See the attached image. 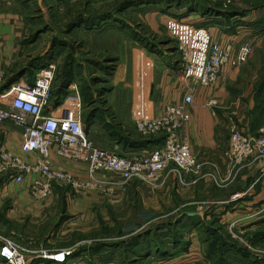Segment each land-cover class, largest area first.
<instances>
[{
  "label": "crops",
  "instance_id": "1",
  "mask_svg": "<svg viewBox=\"0 0 264 264\" xmlns=\"http://www.w3.org/2000/svg\"><path fill=\"white\" fill-rule=\"evenodd\" d=\"M4 2L14 5L0 13V19L2 16L3 19H17L14 9L16 1L0 0V3ZM170 17L172 16L160 11L146 13L144 20L149 31L146 34L156 36L154 39L159 42ZM196 18L201 17L197 15ZM3 25L7 23L3 22ZM8 27L14 35L13 25ZM209 29L215 39H220L225 44L233 43L235 46L245 42L244 37L249 34L247 33L249 31L239 26L235 28L234 23L226 27L211 26ZM112 32L118 39L114 45L109 46L113 47L115 55L119 58L112 79H116L123 89L128 90L129 107L125 111L121 102L112 103L110 95L107 100L109 104H106L105 109L109 110V106L113 108L115 105L118 115L122 117V123L118 124L120 130L125 134L132 132L136 134L138 133L134 123L136 106L144 104L151 116L159 117L165 112L168 104L182 101L189 93L190 87L182 78L179 57L167 43L162 44L161 53L156 54L140 44L136 37L128 44L121 31L110 30L105 34ZM13 35L7 34L4 40L0 41V65L4 68L9 66L13 59L15 47L11 41ZM238 73L239 67L234 69L226 67L214 88L198 90L194 103L189 107L191 121L182 131L191 144L192 152L205 163L206 170L217 169L219 183L203 178L196 185L183 184L178 174L168 173L164 186L160 188L151 189L136 182L129 184L124 191L108 197L95 190L75 193L72 188L57 184L52 196L41 201L36 199L29 189V184L35 177H28L22 184H16L10 178H0V213L2 212L3 218L23 223V228L29 227L27 226L29 223L41 225L51 214H59L58 206L62 204L61 216L70 217V220H63L66 222H60L57 228L60 230L70 228L69 230L80 233L89 242L95 240L91 237L99 234L100 229H103V236L109 238L110 243L114 239L111 233H115L116 229H126L120 236L125 235L126 238L152 231L148 239L152 240L153 234H160L162 241L153 240L150 250L142 242L131 244L136 247L135 252L132 250L133 257L149 264H208L210 259L204 248L207 247L209 235L199 230L197 226L200 224L218 231V234L230 241L229 243H240L237 245L242 249L245 242L256 248V243H264V216L239 225V229L244 230L241 237L245 242L234 238L229 228L231 221L245 215L246 211L240 208L241 204L253 208L264 204V183L256 182L261 175L259 165L251 163L243 167H234L226 164L224 160L230 126L233 123H238L250 133L264 131V107L261 109L262 113L261 110H256L255 98L252 93L247 92L245 86L248 80L239 79ZM211 100L216 104L210 105ZM62 107H66V104ZM260 116H263L262 120H259ZM11 128L6 126L2 129L4 135L1 136L0 145L5 144L10 151L25 161L34 162L37 156L26 154L21 149L22 128H15L18 132L12 135ZM115 148L128 150L126 152L128 154L135 151L124 149L118 142L115 143ZM51 160L58 170L72 173L80 179L89 177L87 164L83 161L61 157L54 150L51 152ZM105 176L98 174L97 177ZM192 179L187 177L188 181ZM250 187L252 189L249 195L239 199ZM43 228L45 227H41ZM176 229L185 231L184 239L190 242L189 248L179 254L176 252L180 246L176 243L181 242L182 236H176ZM108 248L110 246L105 247ZM162 249L165 251L168 249L166 256L161 254ZM86 255H88L86 252L75 253L74 260L78 264H91L89 259L93 257ZM96 255L100 259L103 258V261H111L109 255L103 257L99 253ZM1 262L0 258V264ZM31 264L58 263L35 259Z\"/></svg>",
  "mask_w": 264,
  "mask_h": 264
},
{
  "label": "built area",
  "instance_id": "2",
  "mask_svg": "<svg viewBox=\"0 0 264 264\" xmlns=\"http://www.w3.org/2000/svg\"><path fill=\"white\" fill-rule=\"evenodd\" d=\"M166 26L168 35L178 45L182 78L189 84L190 91L182 101L168 104L159 117L151 116L144 104L136 106L134 117L136 130L142 138H161V143L141 153L125 155H120L117 149L110 151L97 147L86 132L78 92L67 96L62 105L53 107L54 66L39 70L33 81L22 77L6 86L10 73L0 65V126L13 122L21 127L22 151L37 156L34 162H27L5 144L0 145V175L16 184L35 177L29 189L41 201L52 196L57 184L68 186L75 193L95 190L108 197L136 182L151 189L160 188L164 186L168 173L178 174L183 184L196 185L203 178L219 183L217 169L206 170L205 163L192 152L191 144L182 131L191 121L189 107L194 103L198 90L214 88L226 67L234 69L246 63L253 52V43L225 44L215 39L209 28L178 17H170ZM64 104L66 107H62ZM209 104L215 105L216 102L211 100ZM53 150L61 157L86 163L88 179L58 170L51 160ZM224 160L234 167L257 163L261 175L256 182L264 183V131L250 133L238 123H233ZM98 174L106 176L98 178ZM187 177L193 179L188 181ZM251 189L242 193L239 199L248 196ZM241 205L245 215L231 221L229 228L234 238L244 241L241 237L244 230H240L239 225L263 217L264 204L254 208ZM0 242L1 264H31L35 259L78 264L74 260L78 247L39 251L22 247L3 236H0ZM24 252L32 256H26Z\"/></svg>",
  "mask_w": 264,
  "mask_h": 264
},
{
  "label": "rangeland",
  "instance_id": "3",
  "mask_svg": "<svg viewBox=\"0 0 264 264\" xmlns=\"http://www.w3.org/2000/svg\"><path fill=\"white\" fill-rule=\"evenodd\" d=\"M15 1L17 19H3V16L0 19V41H3L7 34L13 35L8 25L14 27L13 40H11L15 44L13 59L5 69L10 76L18 75L26 69L27 72L18 79L22 77L31 79L30 72L36 75L39 70L54 66L53 107L56 106L57 100L60 99L59 105H62L67 96L78 92L81 96L82 117H88V113L94 108L105 109L110 95L112 103L121 102L123 109L127 111L128 90L123 89L116 79H112L119 58L109 44L114 45L118 38L113 32L105 33L110 30L121 31L130 44L137 33L149 32L144 17L146 13L154 11H164L172 17H183L181 19L190 21L196 26L226 27L234 23L235 28L239 26L249 31L244 39L245 42H252L254 49L248 61L239 67L238 78L248 80L245 86L249 94L252 93L254 96L260 91L262 97L264 96V0H85L75 3L67 0ZM13 5L7 2L0 3V13L6 8H12ZM189 12L192 13L189 16L191 18H186ZM197 15L203 20L196 18ZM3 22L7 25H3ZM160 39L166 41L170 49H174L181 61L178 45L168 35L167 28L163 30ZM4 43L6 45V41ZM65 83L66 91L59 95ZM101 110L92 126L86 124V129L89 130V136L97 147L110 151L117 149L119 152L121 149L115 148L117 140L111 134L110 127L104 126L103 123L106 120L113 121L118 126L122 123V117L118 115L115 105L113 108L109 106L107 112L101 113ZM6 126L12 127L11 135L18 132L15 128L19 126L13 122L4 123L0 127V143L1 136L4 135L2 129ZM133 150H135L133 153L142 152L141 149ZM0 178L4 179V176L0 175ZM58 209L59 214H51L45 223L41 225L29 223L27 225L29 227L25 228L23 223L3 218L1 212L0 236L11 238L18 245L31 250L78 247L77 252H86L88 254L86 257H93L89 259L92 264H149L147 261H138L133 257L134 252L127 244L133 236L120 237V232L126 230L122 228L111 233L114 238L111 243L118 244L124 241V246L105 249L104 254L100 256L109 255L111 261H103V258L100 259L96 255V251L91 250L97 243H110V239L103 236V229H100L95 237H91L95 239L91 240L92 242L84 239L80 233L69 230L70 228L60 230L57 225L66 222L63 220H70V217L61 216L62 204ZM41 227L45 228L41 229ZM31 235L33 238H29ZM151 237H153L152 240L149 238L151 243L147 241L145 246L152 245L153 240L160 241L159 236L153 234ZM256 246V248L250 247L245 243L243 249L240 248L246 256L245 261L236 259L238 254L231 250V254L226 255L225 264H264V243H256ZM207 247L204 248L206 253ZM28 253L24 252L26 256H32ZM207 257L209 259L208 255ZM216 259L209 260L208 264H217Z\"/></svg>",
  "mask_w": 264,
  "mask_h": 264
},
{
  "label": "trees",
  "instance_id": "4",
  "mask_svg": "<svg viewBox=\"0 0 264 264\" xmlns=\"http://www.w3.org/2000/svg\"><path fill=\"white\" fill-rule=\"evenodd\" d=\"M161 12L162 13H166L164 11H161ZM191 14L192 13L189 12L188 14H186L187 16H185V17H188ZM178 18H183V17L178 16ZM135 37L137 38V40H139L140 44H143V46H145L150 51H153V53H156V54L161 53L160 52L161 51L160 46L162 44H164V43H167L166 41H163V40L157 42L154 39L153 36L147 35L145 33L144 34L137 33L135 35ZM26 72H27L26 69H23L20 73H18V75L10 76L8 78V81L6 83V86H8L12 82L16 81L22 74H24ZM30 76H31L30 81H33L34 78H35V74H31V72H30ZM65 85H66V83L62 85V89L60 90L59 95H61L63 92L66 91V88H64ZM254 98H255V102H256V106H257L256 110H259L260 111L262 109V107H264V96L262 97V92L260 93V91H259L257 95H254ZM60 103H61V100L60 99L57 100L56 101V106H58ZM92 104H94V103H92ZM100 110L101 109L94 108V109H92L90 111V113H88V117H86V118L83 117L84 118L85 125L86 124H91V126H92V123L96 121L97 115L99 114V111ZM105 111H106V109H103V110H101V113L102 112H105ZM261 113H262V110H261ZM262 118H263V116H260L259 117V120H262ZM103 125L106 126V127L107 126L110 127L111 134L117 140L116 142H119L120 144H122L123 147H124V149H149V148H151V147H153L155 145H158L159 143L162 142V139L161 138H157V139H144V138L140 137L137 133L135 134L134 132H132L130 134H125V133L123 134V132L120 130L119 125L116 126V124H114L113 121H107L106 120V121H104ZM86 132L89 135V130L88 129H86ZM127 151H124V150L122 151L121 150L118 153L120 155H125V153ZM197 227L199 228L200 231L206 232L209 235L208 236L209 239L207 240V246H208L207 247V255L209 256V259L210 260H212L214 258H217L216 259V263L217 264H225L226 255H230L231 254L230 253L231 250H233L236 254H238V256L235 257L236 259H239V260H242V261H245L246 260V256H244L243 251L240 249V247L236 243H234V242L229 243L230 241H228L227 238H225L223 235H220V234L217 233L218 231H216L214 229H211V228H209L207 226H204L203 224L202 225L200 224ZM176 230H177L176 236H178V237H181L182 236L181 242L176 243V245L179 244V246H180V249H178L177 252H176L177 254H179V253H181L184 250H187L189 248L190 242L189 241H186L184 239L185 231H183V230L181 231L180 229H176ZM116 231H119V229L118 230L116 229L115 232ZM149 232L151 233L152 231H149ZM150 233H145V234H142V235H139V236H133L129 240V243H127L128 246H130V248H132V250L134 251V249L136 247L133 246V245H131L133 242H138L137 244H140L141 242L142 243H145L147 241L148 242L150 241V243H151V240L148 239V235ZM122 234L123 233L120 232L119 236H121ZM155 235H156V237L159 236V240L161 242L162 241L161 240L162 239V236L160 234H155ZM156 240H158V239H156ZM124 244H125L124 241H122V243H118V244L106 243V242L97 243V245L95 247H93L91 250L92 251H96L99 254H104L105 247H109V246H110V248L123 247ZM145 247L148 250H150L151 244H149V245H147ZM167 250L165 251V249H162L161 250V254H163L164 256H166V254H168V251ZM215 252H216V254H214ZM75 253H79V252L76 251Z\"/></svg>",
  "mask_w": 264,
  "mask_h": 264
}]
</instances>
